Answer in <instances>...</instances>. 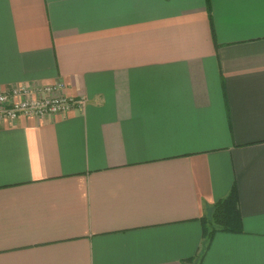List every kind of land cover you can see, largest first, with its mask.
Returning <instances> with one entry per match:
<instances>
[{
	"label": "crops",
	"instance_id": "obj_1",
	"mask_svg": "<svg viewBox=\"0 0 264 264\" xmlns=\"http://www.w3.org/2000/svg\"><path fill=\"white\" fill-rule=\"evenodd\" d=\"M18 86L84 104L0 121V264H264V0H0Z\"/></svg>",
	"mask_w": 264,
	"mask_h": 264
},
{
	"label": "built area",
	"instance_id": "obj_2",
	"mask_svg": "<svg viewBox=\"0 0 264 264\" xmlns=\"http://www.w3.org/2000/svg\"><path fill=\"white\" fill-rule=\"evenodd\" d=\"M60 90L59 86L39 89L18 86L0 91V121H15L20 116L46 118L65 115L84 104L83 100L62 95Z\"/></svg>",
	"mask_w": 264,
	"mask_h": 264
},
{
	"label": "trees",
	"instance_id": "obj_3",
	"mask_svg": "<svg viewBox=\"0 0 264 264\" xmlns=\"http://www.w3.org/2000/svg\"><path fill=\"white\" fill-rule=\"evenodd\" d=\"M204 238L206 239L205 250L218 232L242 233V215L239 210V196L236 187L230 195L220 201L214 208L211 219L202 220Z\"/></svg>",
	"mask_w": 264,
	"mask_h": 264
}]
</instances>
